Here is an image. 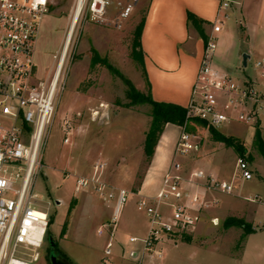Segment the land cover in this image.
<instances>
[{
    "label": "rangeland",
    "instance_id": "obj_1",
    "mask_svg": "<svg viewBox=\"0 0 264 264\" xmlns=\"http://www.w3.org/2000/svg\"><path fill=\"white\" fill-rule=\"evenodd\" d=\"M150 1L137 0L125 18L119 17V3L124 4L127 0H110L100 20L93 18L87 8L78 17L59 77L56 106L42 152L43 168L36 178V203L48 213V224L33 264H49V232L57 243L58 253L71 264H142L149 259L140 255L136 262L128 250L130 244H135L140 252V242L129 243L127 237L130 233H133L132 236L143 237L148 226L146 216L136 209L135 201L138 198L137 191L152 163V157L147 158L143 152L144 136L150 122V106L132 102L128 86L108 65L128 79L141 93L150 92V84L143 75L139 61V51L133 50L135 28L145 18ZM239 1L241 4L242 0ZM189 2L162 0L160 18L169 10L179 21L181 7ZM74 3V0H50L49 10L41 22L35 50L36 71L41 78L53 69V55L59 52L74 13ZM240 4L236 5L237 8H240ZM248 15L251 30L242 16L239 15L236 20L230 17L238 22L240 39L234 37L228 43L225 40V28L217 34V47H222L225 52L222 57L214 58V62L233 75L252 72L250 64L245 69L240 66L243 50L248 49L253 58L264 55V0L254 2ZM201 29L207 31L209 26L201 23ZM177 126L178 133L170 155L168 153L164 159L166 171L159 189L172 164L179 162V181L184 191L191 193L196 182L203 183V179L191 176L192 172L200 169L197 162L203 158H212L214 163H218L219 179L232 181L235 192H240L246 198L236 197L233 193H219L218 199H213L207 190L206 199L211 202L199 209L194 227L181 229L172 238H162L161 247L169 250L174 243H201L223 234L224 237L215 242L219 247L237 243L236 236L231 234L234 231L225 233V229L232 225L225 227V220L216 224L211 221L213 213L227 202L245 204V217L251 215L255 221L262 219V224L251 228L257 231L249 241L264 243V205L250 199L254 196L264 199V156L261 150L264 149V119L260 122V128L240 122L213 128L188 121L185 130L190 134V143L195 147L185 155L175 154V142L182 130L180 125ZM210 130L238 138L244 152H237L232 146L215 140ZM257 132L258 140L255 139ZM238 157L249 162L252 179L242 181L235 174ZM97 162L102 163L103 167L95 170L94 164ZM204 174L208 175L206 172ZM78 178L84 179L86 185L77 189ZM102 185L104 187L101 191L98 190L97 187ZM121 188L129 194L116 221L111 223L115 196ZM109 193L113 196L109 197ZM160 209L170 211L164 205H160ZM207 229L214 231L207 234ZM109 241L112 242V254L104 255L105 245ZM205 255L199 252L179 264H207V261L217 264V260L207 259ZM161 262L172 264L170 257Z\"/></svg>",
    "mask_w": 264,
    "mask_h": 264
},
{
    "label": "built area",
    "instance_id": "obj_2",
    "mask_svg": "<svg viewBox=\"0 0 264 264\" xmlns=\"http://www.w3.org/2000/svg\"><path fill=\"white\" fill-rule=\"evenodd\" d=\"M74 2L81 4L79 16L87 8L97 20L104 16L110 5V0ZM136 2L119 3V17H127ZM49 3L50 0H0V264H33L37 259L36 250L42 245L47 231L48 213L36 203L35 184L43 168L42 152L56 106L61 64L72 37L68 24L59 52L53 55V69L45 77H39L35 64L36 42ZM238 3L237 0L218 1L185 106L187 118H197L213 128L235 122L260 128L264 119V55L253 58L249 54L246 64L241 62L240 66L245 69L250 64L252 72L240 76L214 62L222 20L228 17L231 4ZM186 126L187 121L181 125L175 142L177 155H185L195 147L190 143ZM102 167L100 162L94 164L95 170ZM179 170L180 163L174 162L154 196L138 194L136 209L144 213L148 226L143 237L129 236L128 242H140L141 256L161 259L162 238H172L179 230L194 227L199 209L211 202L206 199L207 190L223 194L233 191L232 181L198 170L191 176L203 179V183L196 182L195 189L186 193L177 175ZM235 174L242 181L252 179L246 159H236ZM81 185L86 182L78 178L76 188ZM103 187L97 188L101 191ZM128 194L123 188L117 190L111 223L116 221ZM250 199L264 205V199L260 197ZM160 205L170 211H162ZM211 221L218 222L216 217ZM111 246L112 242H107L104 255L111 253ZM129 255L135 256L136 250H130Z\"/></svg>",
    "mask_w": 264,
    "mask_h": 264
},
{
    "label": "crops",
    "instance_id": "obj_3",
    "mask_svg": "<svg viewBox=\"0 0 264 264\" xmlns=\"http://www.w3.org/2000/svg\"><path fill=\"white\" fill-rule=\"evenodd\" d=\"M162 0H151L145 16L143 29L140 36L141 49L143 51L144 67L147 74V80L150 84V94L154 100L171 102L186 106L190 94L192 84L196 75L198 63L201 57L203 40L198 34L197 30L186 19V11L193 12L197 17L202 19L209 26L205 35L210 31L212 21L216 16V9L218 0H190L188 4L181 7L178 19H175L169 10L162 19L160 18ZM239 1V0H238ZM257 0H242L240 8L236 5H231V11H228V17L222 20L221 31L227 29L226 38L227 42H232L231 38H241L238 32V22H234L231 16L237 19L240 15L244 18L246 25L251 30V22L248 15V10L252 4ZM240 2V1H239ZM228 18H230L228 20ZM228 22H227V21ZM227 22V23H226ZM160 29H165L163 31ZM218 32V33H220ZM220 44V43H219ZM215 58H220L224 55L225 49L217 47ZM248 53L249 50H243ZM249 54V53H248ZM242 60H240L241 64ZM178 126L175 124H165L157 141L153 156L152 163L149 166V173L144 179L142 185L137 191V194H144L147 196H154L159 189V185L166 171L164 166V159L170 155L174 139L178 133ZM169 147V149H168ZM198 167L203 173L219 178L220 169L218 163H214L213 159L203 158L197 162ZM235 185V184H234ZM233 185L232 193L239 198H246L240 192H235ZM215 194V195H214ZM229 195H232L231 193ZM212 197L219 196V193L211 192ZM250 197V196H248ZM264 198V197H263ZM218 199V197H217ZM246 207L245 204L226 203L221 209H217L212 215L216 217L218 222L225 220L226 217H237L243 219L250 225L251 228H256V225L262 224V219L255 221L251 215L245 217ZM112 214V212H111ZM235 217V218H236ZM111 220V217H110ZM236 229V230H233ZM241 230V231H240ZM213 229H207L206 233L210 234ZM234 231L231 234L239 239L242 233L241 227H228L225 233ZM239 231V232H238ZM248 233L240 243H231L225 247H219L215 242L219 241L223 235H217V238L210 239L201 243L194 242H181L174 243L170 246L169 250L162 247L163 257L161 259H147L142 264H163L161 261L170 257L172 264H179L186 258L197 255L199 252L206 253L205 257L214 258L217 264H264V243H253L249 240L255 235V232ZM133 233L128 235L132 236ZM127 237V241H128ZM132 245V246H131ZM136 250V255L133 259L138 261L140 256L139 247L135 244H130V250ZM112 254V250H111ZM110 254V255H111ZM137 264H140L137 262ZM207 264H210L207 261Z\"/></svg>",
    "mask_w": 264,
    "mask_h": 264
},
{
    "label": "trees",
    "instance_id": "obj_4",
    "mask_svg": "<svg viewBox=\"0 0 264 264\" xmlns=\"http://www.w3.org/2000/svg\"><path fill=\"white\" fill-rule=\"evenodd\" d=\"M186 19L187 21H190L193 24V26L199 33L201 39L203 40V42H205L206 35L201 29V23H203L204 21L200 19L199 17H197L193 12L189 10L186 11ZM144 21H145V18L142 19L141 22L135 28L134 39H133V50L135 51L136 49H138L139 51V54H140L139 61L142 65L143 75L147 80V74H146V70L144 67V61H143V51L141 49V44H140V36H141L142 29H143ZM134 51L133 53H136ZM108 67L112 71H114L128 86V94L133 98L132 102L146 103L150 106V112H149L150 122L145 132L144 141H143V152L147 158L152 157L154 153V148L157 144V141L159 139L161 132L163 131L165 124L171 123V124L181 126L184 124L185 121L187 122L195 121L196 123H199L202 125L205 124L202 120H199L197 118H187L185 106L171 103V102L154 100L150 92H147L146 94L141 93L132 85V83L128 79L124 78L116 69H114L113 67L109 65ZM210 133L215 138V140L223 142L226 145L232 146L237 152H240V153L244 152L243 144L238 138L232 137L229 135L227 136L219 132H216L214 130H210ZM255 139L256 140L259 139L258 132L255 134ZM261 150L264 156V149H261ZM231 225L241 227L243 230L241 235L239 236L238 243H240L244 239L246 234L254 232L251 229L250 225L246 224L243 220L239 218H235V217L226 218L224 221V226L228 227ZM62 231H64V229H62ZM48 234H50V232L47 233V235ZM55 249L58 252L57 243L55 245Z\"/></svg>",
    "mask_w": 264,
    "mask_h": 264
},
{
    "label": "water",
    "instance_id": "obj_5",
    "mask_svg": "<svg viewBox=\"0 0 264 264\" xmlns=\"http://www.w3.org/2000/svg\"><path fill=\"white\" fill-rule=\"evenodd\" d=\"M242 64H246V59L249 57V54L243 52L242 54ZM47 239L49 242V250H48V261L49 264H71L64 256L60 255L55 249V240L52 237V234L47 235Z\"/></svg>",
    "mask_w": 264,
    "mask_h": 264
},
{
    "label": "bare ground",
    "instance_id": "obj_6",
    "mask_svg": "<svg viewBox=\"0 0 264 264\" xmlns=\"http://www.w3.org/2000/svg\"><path fill=\"white\" fill-rule=\"evenodd\" d=\"M80 5H81L80 3H78L77 5H75V3H74V9H73L74 13H73L72 18L70 17L71 19L69 20V24L71 25L70 26L71 36L73 34L74 28L76 26V23H77V20L79 17ZM67 44H70V43L68 42ZM62 66H63V64H61V68H62ZM61 68H60V70H61Z\"/></svg>",
    "mask_w": 264,
    "mask_h": 264
}]
</instances>
